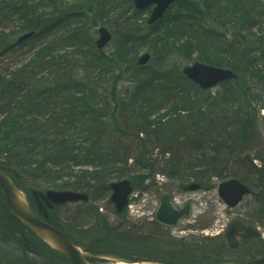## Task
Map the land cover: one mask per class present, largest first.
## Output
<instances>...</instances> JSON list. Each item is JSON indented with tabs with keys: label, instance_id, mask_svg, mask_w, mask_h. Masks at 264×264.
<instances>
[{
	"label": "rangeland",
	"instance_id": "374dc122",
	"mask_svg": "<svg viewBox=\"0 0 264 264\" xmlns=\"http://www.w3.org/2000/svg\"><path fill=\"white\" fill-rule=\"evenodd\" d=\"M4 1L10 3L9 9L12 12V18L7 21V24L0 29L9 33V41L16 43L18 38L32 29L28 28L24 24L25 20L20 11L16 8L20 6L25 0H0V4ZM29 4L33 5L34 13H32L31 21L37 23L40 18H44V13L49 14L50 18H62L59 22L58 28H54L47 38H44L41 43H47L48 41H57V53L62 55L65 53H72L77 48L73 45H69V40L61 39L70 34L73 27H79L82 23L86 22L85 19L91 20L87 23L88 36L93 39L94 42L99 37V28L105 27L112 34V41L108 46L99 51L94 45L92 50L89 44L84 45V50L87 53L82 52L81 63H78L74 67V71H81L83 65L88 62L92 57H95V53H102L110 58H118V49L122 43L130 42L134 46L127 47L124 52L127 53L125 61H119L118 63L109 62L107 65H102L98 68V71L92 73L91 70H87L85 77L90 78L92 75L103 74L101 78L94 83L98 94L97 99H106L107 103H110L106 109L105 116L102 117L100 129H94L95 126L85 127L84 122L78 120V125H74L70 129V135H73V140L76 151H80L82 147L83 152L95 150L105 154L108 160L128 158L127 163L119 162L116 166H108L102 168L99 165V160H92L91 164H81L71 167L67 164L65 168H61L54 165L51 176L46 174L40 175L38 179L33 178L30 174H25V185L31 189H35L45 193L47 190L53 191H67L75 190L79 188V191L86 192L90 195L89 202H81L78 204H64L57 208L56 213L63 218L64 224L67 226L70 223L73 227L69 228L74 234L83 235L78 238L82 244H86L89 241V237L92 234L100 232L98 223L102 222V226H106L112 229V233H119L123 236L144 237L148 240L149 233L147 220V207L145 208L142 219L138 218V211L140 205H147L149 196V190L147 185L150 181V177L153 172L158 176L159 182H162V174L165 173L174 179L173 183H178V176L180 175V168H185L199 164L204 159V152L211 154L215 150L216 140L219 138L227 139L228 134L232 131V128L224 130V122L233 118L234 109L237 108L238 103L241 106V100H237L238 94L232 96L233 89H236L234 82L220 84L207 93L204 98L200 100V106H189L182 102V96H189L190 103L201 97V94L194 93L188 86L185 87L182 92V83L178 85H171L164 87L166 82H163L165 76L164 73H168V80H172L176 74H181L185 66L193 65L197 60L205 61L212 64L213 61H223V67L230 68L231 61L228 53L217 52L211 54L208 51L192 50L190 44L192 40L189 37L193 33V23L196 15L192 13L189 17L184 19L185 24L180 26L178 30H173L172 26H169L173 20V17L177 14H181L192 9L183 6L187 2H192L199 10H204L202 4L203 0H179L174 8L168 12V16L159 24L157 29H151L152 26L148 25L147 20L151 14V11L144 10L138 12L133 4L132 0H27ZM44 3V5H41ZM228 8H231L230 4L219 5L213 12H208L204 17V23L207 27H212L214 33H217L216 41L220 42V38L224 37V45L227 43H233L234 35L231 34L229 38L225 39L227 31L221 28L219 25L221 22H231L230 17H227ZM182 22V19H178ZM70 22V24L68 23ZM178 23L174 24L176 26ZM182 27L185 35H182ZM180 33V34H179ZM179 34V35H178ZM130 37L131 40L127 39ZM36 45L33 50L30 47ZM205 43L204 47L206 48ZM39 48L38 41H32L30 43L18 44L15 46L13 53H8L5 56L0 57V70L7 67L12 71L22 64L28 62L35 54V51ZM149 53L151 59L145 66H139L138 59ZM83 57V58H82ZM59 59V58H58ZM66 64H63L65 66ZM130 65V68L128 67ZM9 66V67H8ZM258 69L261 68V64L257 65ZM62 69L64 67L61 66ZM143 74L140 76L134 75V70H140ZM58 71L57 68H50L38 73V78L48 77L50 80L60 77L64 73L70 71V69ZM243 74V85L251 91V95L256 98L257 101L252 102L250 107V117L254 120L255 136L256 140L251 145L252 155L255 151L261 153L264 156V89L260 83L259 78L252 77L251 72ZM149 77L154 80L155 86L147 91V95L142 97H136L132 99L134 90L137 88L140 82L146 81ZM45 85H51V82L44 81ZM244 87V88H245ZM210 94V97L208 95ZM151 97V98H149ZM239 98V97H238ZM101 100H97L99 103ZM238 102V103H237ZM202 109V110H201ZM57 109L54 106L48 108L46 111L40 113V118L44 122L46 118L55 116ZM204 111L205 115L200 117L201 112ZM147 112L148 114H146ZM142 116H150L152 121L158 124L159 116L166 115L165 122L153 126L156 131L160 133L161 129H165L162 133H154L146 135V133L139 134L138 131L144 127H141L139 119H143ZM192 119H194L192 121ZM85 120V119H84ZM154 123V122H153ZM196 123L198 125L196 126ZM183 125V128H182ZM233 126V125H231ZM236 127V126H235ZM197 129L202 135H208L210 143L207 150L201 152L196 151L197 137L199 133H193ZM175 131V132H174ZM186 136L187 140L182 141L181 137ZM31 138V136H29ZM166 138V139H165ZM165 139V142H164ZM229 139V138H228ZM164 142V145H163ZM33 141H29L26 146H22L21 153H28L27 148L31 147ZM42 148V145L40 144ZM92 149V150H91ZM165 149L170 152L165 153ZM227 149V148H226ZM225 149V150H226ZM254 150V152H253ZM146 152V158L143 160L141 152ZM173 151L178 155V162H174L176 165L174 168H170L171 157ZM182 152L190 153L192 158H187L189 161L182 165ZM17 152L15 155H21ZM165 153V154H164ZM113 154V155H110ZM123 154V155H120ZM38 155H41L38 152ZM236 160L229 159L230 162L240 163L242 162L241 155L235 156ZM89 160V158H88ZM199 160V161H196ZM256 164H260L259 160H254ZM243 166V165H242ZM241 165H233L228 167L229 173L235 172L238 175H245L247 170L242 168ZM48 167H51L48 165ZM241 167V168H240ZM182 169V204L185 201L193 202V215L190 218L185 219L182 222V230H186L187 224L191 221L197 220L201 217V224L208 223V229H205L204 233L201 228L198 231L182 232V239L185 242L187 235H194L204 239L216 237L217 234L225 228V226L233 220L237 215H242L244 218L246 214L251 212L253 220L259 222L264 221L257 219L259 205L258 199L250 196L246 198L243 203L234 210H226L224 203L220 200L216 188H211L204 192L194 190L193 192H187L190 190L189 183L193 180ZM93 174V175H92ZM250 174V173H249ZM147 176L143 184H134L139 176ZM156 176V177H157ZM245 180L251 183L253 191L255 187L252 176H245ZM128 179L132 182L135 188V194H138V198L133 197L132 203L135 205L133 212L127 209L125 215H117L115 213L114 206L109 203L112 195L110 189L111 184L114 182ZM223 180L213 179V186L217 187ZM89 184V186H87ZM187 187V188H186ZM175 187L173 190H175ZM148 190V191H147ZM255 192V191H254ZM178 193V191H176ZM140 199V202L138 201ZM255 199V200H254ZM261 206L264 207V201L261 202ZM94 209L98 210V215L89 213ZM241 216V217H242ZM70 218V219H69ZM72 218V219H71ZM141 220L142 223H141ZM63 224V225H64ZM208 230V231H207ZM208 233V235H207ZM197 239V238H196ZM171 240L173 238L171 236ZM195 239L188 242H194ZM171 241V242H172ZM177 241V240H175ZM207 241V240H206ZM214 241H210V243ZM217 243V242H216ZM202 244V245H203ZM191 245V246H192ZM22 249L14 243L3 242L0 240V260L2 264H20L18 258L21 257ZM175 255L171 257L174 264H205L208 257L205 252L202 254L194 252L189 253L188 257ZM30 255H28L29 257Z\"/></svg>",
	"mask_w": 264,
	"mask_h": 264
},
{
	"label": "trees",
	"instance_id": "16d2710c",
	"mask_svg": "<svg viewBox=\"0 0 264 264\" xmlns=\"http://www.w3.org/2000/svg\"><path fill=\"white\" fill-rule=\"evenodd\" d=\"M4 7L0 6V28L6 25L7 21L12 18V12L9 9L10 3L4 1L1 3ZM204 10H199L195 4L192 2H187L183 6L192 8L188 9L194 11L192 13H201L200 18H195L196 24L201 23L200 21L204 19L208 12H213L219 5L230 4L231 8H228L227 17H230L231 22H221L219 25L221 28L226 29L227 33L225 36L229 38L231 34L234 35V42L231 44H225L226 48L222 50V44H224V37L220 38V42L216 41L217 33L214 35L213 30L207 31L202 25L198 26V29L193 33L189 34L192 40L190 47L192 50H197L198 52L206 50L211 54L217 52L228 53L229 59L231 61V66L234 71L238 72L239 79L234 82L236 89H233L232 96L238 94L235 97L237 100H241V106L238 103L237 108L234 109L233 118L224 122V130L232 128V131L228 134L227 139L219 138L215 142V150L213 154L207 153V148L210 143V138L208 135H202L197 129L193 133L200 135L197 137V145L194 147L196 151H205L203 163L208 164L200 166L206 169H200L197 174H191L189 176L197 178V180L204 181L210 174L217 172H224L227 167L233 165H241L230 162L229 159L236 160L237 155H241L242 161H253L251 157V145L257 139L255 136V125L254 120L250 117V107H252V102L256 98L251 95L250 89L243 85V74H248L251 72L252 77L259 78L260 83L264 89V0H203L202 2ZM33 5L29 4L25 0L20 6L16 7L21 16L25 19L24 24L28 28L35 30L37 33L29 40L24 43H30L32 41H38L39 48L35 51L34 56L26 63L17 67L16 69L8 72L7 67L0 70V163L6 165L11 173L15 183L20 189L25 191L29 196L31 194V188L25 185L24 177L25 174H30L33 178L38 179L40 175L46 174L51 176L54 165L61 168H65L68 165L71 167L78 166L81 164H91L92 160H99V165L102 168L108 166H116L119 162L127 163L128 158L125 160L114 159L108 160L105 154L100 151L92 150L88 152H83L82 147L80 151H76L73 135H70V129L74 125H78V120L84 122L85 127L95 126L94 129H100V124L102 117L105 116L106 109L109 107L110 103L106 102V99H97L98 94L95 91L96 87L94 83L103 76V74L92 75L90 78H86L87 70H91L92 73L98 71V68L102 65H107L109 62L118 63L119 61H125L127 53L124 50L127 47H132L134 44L130 42H124L117 47L118 58H110L102 53H95V57H92L88 62H86L81 71L75 72L74 67L82 62L79 56H82V52L87 53L84 50V45L89 44L90 48L94 50L93 39L88 36L87 28L89 18L86 17L84 23L79 27H75L70 34L61 39L69 40V45L75 46L77 49L72 53H65L62 55L54 54L58 50V42L48 41L47 43H41L44 38H47L49 34L53 31L57 24L56 20L46 16L44 13V18H40L37 23L31 21L32 13H34ZM41 5H44L42 3ZM189 15L182 14V25L185 24L184 19L189 17ZM180 24L178 23L174 26L173 30H178ZM182 27V35H185ZM11 35L6 33L5 30L0 29V57L15 50V46L9 41ZM23 43V44H24ZM207 44L206 48L204 47ZM37 47L35 44L30 47L33 50ZM59 58V59H58ZM83 58V57H82ZM205 62V61H204ZM208 63V62H206ZM63 64H66L63 66ZM261 64L262 69H258L257 65ZM212 65L222 66L223 61L215 60ZM64 67V69L61 68ZM9 67V66H8ZM130 68V65H128ZM227 67V66H225ZM50 68H57L58 71L70 69L69 72L64 73L60 77L53 78L50 80L48 77L38 78L39 72ZM140 70H134L135 76H140L142 78L143 74ZM163 76L168 77V73H164ZM172 80L168 78L164 79L166 82L164 87H169L171 85H178L182 83V92L185 87H189L194 93L201 94V97L192 103H190L189 96H182V102L184 104L201 108L199 102L207 94L202 92L197 86L190 83L181 74H176ZM44 81L51 82V85H45ZM155 86L152 77H149L146 81L140 82L137 88L134 90L132 99L136 97H142L147 95V91H150ZM245 87V88H244ZM209 94V93H208ZM148 96V95H147ZM210 97V94L208 95ZM151 98V97H149ZM97 100H101L96 103ZM136 100V99H135ZM52 106L57 109L55 116L46 118L43 122L40 118V113L46 111ZM202 110V109H201ZM148 114L147 112H145ZM204 111L201 112L200 117L204 116ZM141 117L143 119L137 120L140 122L141 127L138 131L139 134L146 133L150 135L154 133H159L152 128L153 126H158L165 122L166 115L159 116L158 124L152 121L150 116L145 115ZM85 119V120H84ZM194 119H192L193 121ZM154 122V123H153ZM198 123H196V126ZM233 125V126H231ZM236 126V127H235ZM183 128V125H182ZM165 131L161 129L160 133ZM175 132V131H174ZM159 133V134H160ZM31 136V138H29ZM185 137V136H184ZM166 139V138H165ZM164 139V142H165ZM183 139V138H182ZM33 141L31 147L27 148L28 153H21L22 146H26L29 141ZM163 142V145H164ZM42 145V148L40 147ZM227 148V149H226ZM226 149V150H225ZM17 152L21 155H15ZM40 152L41 155H38ZM165 153L170 152L165 149ZM164 153V154H165ZM173 153H175L173 151ZM113 155V154H110ZM123 155V154H120ZM173 157L169 159L172 163L178 162V155L172 154ZM187 158H192L190 153L187 154ZM143 160L146 158V152L142 151L141 156ZM186 155L182 152V165ZM255 157L259 158L262 162V169H257L259 175L264 171V156L261 153L255 151ZM89 158V160H88ZM186 158L185 162L189 161ZM199 161V160H196ZM199 163V162H198ZM51 166V167H48ZM209 167V168H208ZM241 168V167H240ZM244 168V165L242 166ZM183 171L185 168H182ZM207 169H210L207 171ZM93 175V174H92ZM264 177V174H262ZM147 176H139L134 184H143ZM89 186V184L87 185ZM79 190V188H78ZM94 215H98V210L96 209ZM93 214V213H91ZM57 227L64 230L65 228L58 223H54ZM101 231V230H100ZM102 232H105L104 230ZM99 232L97 234H92L93 239L89 240L83 245L86 250L93 253H113L129 259H141V258H158L153 256V253L146 247H149V242L144 237H134V236H123L119 233L104 234ZM71 233V232H70ZM107 238V239H104ZM0 240L3 242H11L16 244L19 248L26 252L25 247H31L40 255L36 259L35 257H28V253L25 255L22 253L21 257L18 258L20 264H72L68 259L59 253L52 251L45 243L39 238L34 236L24 227L20 226L11 216L6 202L4 200L3 194L0 191ZM76 243L82 245V242L75 240ZM105 242L108 245L99 247L98 243ZM94 244V245H93ZM38 257V256H37ZM17 262L15 261L14 264Z\"/></svg>",
	"mask_w": 264,
	"mask_h": 264
},
{
	"label": "flooded vegetation",
	"instance_id": "af4514ba",
	"mask_svg": "<svg viewBox=\"0 0 264 264\" xmlns=\"http://www.w3.org/2000/svg\"><path fill=\"white\" fill-rule=\"evenodd\" d=\"M155 173L152 174V177L148 183V190L149 193V199L147 202V205H140V212L141 215H138V218L142 219V214H144L145 208L147 207V217L145 218L147 220L148 224V242L149 247H146L148 249V252H152L153 256H157L161 259H169L173 255L176 254V252L179 253V257L182 259V257H188L189 253L194 252L195 254L200 253L203 255L205 254L208 257L207 263L210 262H220V261H254L257 259H263L264 258V224L262 221H255L252 218L251 212L246 214V217L244 218L242 215H237L233 220H231L225 228L218 232L217 234H220L216 237L207 238L204 239L205 245L203 244V240H201L198 237H193L194 235H187L184 243L182 239V232H194L198 231L200 228L202 232L204 233L205 229H208V223L201 224V217H199L197 220L191 221L187 224L186 230H182V222L192 217L193 215V202L191 201H185L182 204V167L180 168V175L178 176V183L170 176H166L165 174H162V182H159L158 176H160V173H158V176ZM213 179H220L223 180L220 184H222L225 179V176L218 177L215 173L210 174L204 181H194L192 183H189L190 190H186L187 192H193L194 190L197 191H208L211 188H216L218 196L220 200L224 203L226 210H234L235 208L239 207L243 201L252 196V194L244 196L243 199H241V202L232 207L230 206L224 199L220 197L219 193V187L220 184L217 187L213 186ZM245 184L249 187L250 190H252L251 183L245 182ZM253 185V184H252ZM198 186V187H196ZM175 187H177L175 190H173ZM187 188V187H186ZM147 190V191H148ZM178 191V193H176ZM169 195L170 203L172 204L173 208L182 213V209L189 205L190 213L188 215H185V217L179 218L177 224L175 225H169L166 223H163L157 219V212L159 210L160 204L162 199ZM138 198V194L136 196ZM140 202V199L138 200ZM30 203L32 205V208L36 211L37 214H39L46 222L53 223L56 222L62 226L61 218L57 215L56 210L58 206H52L50 207V203L47 201L46 198H44L43 195L41 196H35L33 199H30ZM113 206L114 204L110 202ZM261 208V204H260ZM116 213V212H115ZM257 214V212H255ZM117 215H121L116 213ZM126 214V211L123 212V215ZM242 216V217H241ZM70 219V218H69ZM72 219V218H71ZM64 221V220H63ZM143 220H141L142 223ZM66 227L63 231H66L70 234L71 238L74 240H79L83 233H80L78 235L74 234L69 228L73 227L70 223L67 222ZM246 227H251L252 229H257L256 236H248V231L246 230ZM98 228L102 231L104 236L107 234H110L112 229L109 228V225L102 226V222L98 223ZM208 231V230H207ZM71 232V233H70ZM208 235V233H207ZM171 236L173 238V241L171 240ZM197 238V239H196ZM232 238V239H231ZM93 236L89 237V240H92ZM107 239V238H104ZM194 240L193 245L192 242L190 245L188 244L189 241ZM177 240V241H175ZM207 240V241H206ZM172 241V242H171ZM210 241H214L210 243ZM217 242V243H216ZM203 244V245H202ZM83 245L87 244H82ZM94 245V244H93ZM99 247L104 248L103 246L108 245L105 242L98 243ZM192 245V246H191ZM84 249H86L84 247ZM93 253V252H92ZM190 257V256H189ZM170 260V259H169Z\"/></svg>",
	"mask_w": 264,
	"mask_h": 264
},
{
	"label": "water",
	"instance_id": "95a60500",
	"mask_svg": "<svg viewBox=\"0 0 264 264\" xmlns=\"http://www.w3.org/2000/svg\"><path fill=\"white\" fill-rule=\"evenodd\" d=\"M174 2L175 0H135V5L138 9H144L152 4H156L157 6L149 20V23H154L164 15L166 10ZM100 33L101 38L97 41V46L99 48H104L111 40V36L104 28L100 30ZM29 36L30 34L25 35L20 41ZM149 58V55H144L140 58L139 64H146ZM184 73L188 78L198 83L204 90L212 88L222 81L238 77L236 73L229 69L216 68L202 63H195L193 66L186 67ZM0 187L6 198L10 212L18 223L29 228L53 249L72 259L75 264H91L88 260L89 258H95L111 263L170 264L167 261L157 259L133 261L108 253L91 254L84 252L69 236L59 229L47 224L34 213L24 193L13 181L8 168L1 164ZM112 188L113 195L111 200L114 202L117 212L121 213L124 210V207L128 204L129 196L133 191L131 181L126 179L113 183ZM219 193L230 206L234 207L241 201L244 195L249 193V188L242 185L239 181L230 180L220 185ZM47 197L55 203L88 200V195L71 191L56 192L50 190L47 192ZM169 198V196H165L162 199L157 212V219L163 223L175 225L181 215L184 217L190 213V208L189 205H187L182 209V213H180L173 208ZM246 230L248 231V236H256L253 229L247 228ZM210 264H264V258L254 261H220Z\"/></svg>",
	"mask_w": 264,
	"mask_h": 264
},
{
	"label": "bare ground",
	"instance_id": "6f19581e",
	"mask_svg": "<svg viewBox=\"0 0 264 264\" xmlns=\"http://www.w3.org/2000/svg\"><path fill=\"white\" fill-rule=\"evenodd\" d=\"M183 138V139H182ZM181 140L184 142V141H186L187 140V137L185 136H183V137H181ZM253 152H254V150H253ZM256 152H258V151H256ZM214 152H212L211 154H213ZM255 153V152H254ZM259 153V152H258ZM251 155H252V152H251ZM251 157H253V159L254 160H259V158H256L255 157V154H253V156H251ZM254 160L251 162V161H249V160H246V161H242V162H240L239 164H242V165H244V169L245 170H247V172H246V174L245 175H238L237 173H235V172H232V173H229V169H228V167H227V170L225 169L224 170V172L222 173V172H217V171H215V174L218 176V177H222V176H226V181L225 182H227V181H230V180H236V181H239L242 185L246 182V178H245V176H249V175H251L252 176V179H253V181H254V183H255V185L253 184V186L255 187V192L253 191V188H252V190H249V193L247 194V195H250V194H252V196L253 197H255V199H258V205H259V209H258V211H257V219H261V220H263L264 221V207H262L261 206V208H260V204H261V202L262 201H264V177L262 176V174H264V171L263 172H261V175H259L258 176V174H259V172H258V170L259 169H262V162L259 160V162H260V164H256L255 162H254ZM200 163H203V162H199V164H195L194 166H191V167H187V166H185V169H184V171H190V172H186L187 174H189V175H191V174H197L199 171H201L200 169H206V168H203V167H200V166H204V165H207V166H209L208 164H200ZM175 163H171V165H170V168H174L175 167ZM209 168V167H208ZM258 169V170H257ZM210 169H207V171H209ZM154 173V172H153ZM160 173V172H159ZM250 173V174H249ZM165 174V173H164ZM170 174H172V173H170ZM169 174V175H170ZM188 175V176H189ZM152 177V176H151ZM151 177H150V179H151ZM170 177H171V175H170ZM190 178L192 179V180H194V181H201V180H197V178H193V177H191L190 176ZM123 180H125V179H123ZM123 180H121V181H123ZM146 180V179H145ZM118 182H120V181H118ZM114 183H117V182H114ZM113 184V183H112ZM111 184V185H112ZM147 188H148V185H147ZM246 195V196H247ZM254 199V200H255ZM114 264H126V263H123V262H119V263H114ZM138 264V263H137Z\"/></svg>",
	"mask_w": 264,
	"mask_h": 264
}]
</instances>
